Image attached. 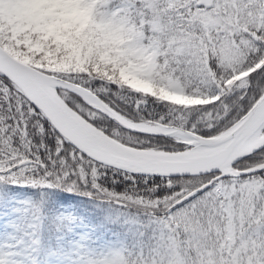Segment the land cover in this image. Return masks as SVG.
Returning <instances> with one entry per match:
<instances>
[{"label": "snow or ice", "instance_id": "1", "mask_svg": "<svg viewBox=\"0 0 264 264\" xmlns=\"http://www.w3.org/2000/svg\"><path fill=\"white\" fill-rule=\"evenodd\" d=\"M0 0V264H264V0H79L74 53Z\"/></svg>", "mask_w": 264, "mask_h": 264}, {"label": "rangeland", "instance_id": "2", "mask_svg": "<svg viewBox=\"0 0 264 264\" xmlns=\"http://www.w3.org/2000/svg\"><path fill=\"white\" fill-rule=\"evenodd\" d=\"M79 0H17V18L28 27L46 31L69 49L87 26Z\"/></svg>", "mask_w": 264, "mask_h": 264}, {"label": "trees", "instance_id": "3", "mask_svg": "<svg viewBox=\"0 0 264 264\" xmlns=\"http://www.w3.org/2000/svg\"><path fill=\"white\" fill-rule=\"evenodd\" d=\"M79 47H80V37H78V39L75 40L73 46L71 47L72 52L74 53L78 52Z\"/></svg>", "mask_w": 264, "mask_h": 264}]
</instances>
